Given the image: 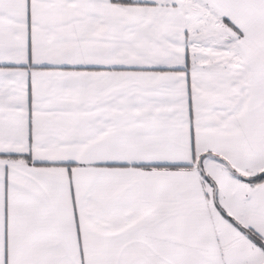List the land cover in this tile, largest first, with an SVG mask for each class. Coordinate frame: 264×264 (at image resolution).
Returning a JSON list of instances; mask_svg holds the SVG:
<instances>
[{"label":"snow or ice","instance_id":"1","mask_svg":"<svg viewBox=\"0 0 264 264\" xmlns=\"http://www.w3.org/2000/svg\"><path fill=\"white\" fill-rule=\"evenodd\" d=\"M0 264H264V0H0Z\"/></svg>","mask_w":264,"mask_h":264}]
</instances>
